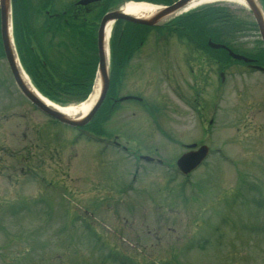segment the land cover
Wrapping results in <instances>:
<instances>
[{"label":"rangeland","instance_id":"obj_1","mask_svg":"<svg viewBox=\"0 0 264 264\" xmlns=\"http://www.w3.org/2000/svg\"><path fill=\"white\" fill-rule=\"evenodd\" d=\"M225 5L232 11L244 9L236 3ZM256 38L250 32L236 46L251 48ZM0 63V149L7 143L16 153L0 157V264H120L122 258V264H132L126 257L131 253L113 247L122 243L120 228L129 237L136 228L144 235V241L133 242L145 250L141 259H134L139 264L151 257L171 261L170 252L178 255V249L181 263L264 264V202H258L264 201L263 75L228 67V81L220 87V66L197 59L189 63L190 75L180 66L156 82L146 76L129 85L130 75L120 76L112 94L120 96L135 87L152 111L125 103L99 127L90 120L91 126L136 153L150 149L147 154L171 167L177 154L188 150L185 142L195 148L206 143L212 149L206 165L187 180L166 164L143 165L135 184L127 185L131 159L111 148L97 154L93 138L73 139L75 129L51 125L17 93H6L3 85L9 87L12 79L5 62ZM64 68L75 74L74 68ZM214 107L216 122L206 132ZM27 167L31 174L24 171ZM52 181L58 182L56 188H50ZM133 187L138 189L135 194ZM147 201L166 205L161 220L153 214L137 218L131 212L126 215L137 220H124L119 214L128 211L120 208L129 203L147 208Z\"/></svg>","mask_w":264,"mask_h":264},{"label":"flooded vegetation","instance_id":"obj_2","mask_svg":"<svg viewBox=\"0 0 264 264\" xmlns=\"http://www.w3.org/2000/svg\"><path fill=\"white\" fill-rule=\"evenodd\" d=\"M22 1V0H17ZM34 1V0H30ZM45 7L42 9L45 16L47 41L56 39V34L51 25L59 21L63 25L73 24L78 34L82 32V26L87 24L93 28L97 23L96 17L106 10L110 11L118 8L124 0H42ZM41 11V9H39ZM175 27V26H174ZM155 28V29H151ZM167 28H173V25L150 26L149 29L144 26L131 24L123 19L116 20L114 23V33L110 44L112 59L117 63L125 54L127 49H132L138 36L144 34L149 36L152 41L147 49L145 45L139 48V57L135 63L134 71L144 69H155L156 67H168L176 57L184 54L180 52L185 46L187 33L179 30L172 35V30L166 32ZM147 32V33H146ZM190 47V42H189ZM177 60V58H176ZM179 60V59H178ZM149 63V64H148ZM114 64V61H113Z\"/></svg>","mask_w":264,"mask_h":264},{"label":"water","instance_id":"obj_3","mask_svg":"<svg viewBox=\"0 0 264 264\" xmlns=\"http://www.w3.org/2000/svg\"><path fill=\"white\" fill-rule=\"evenodd\" d=\"M187 1L188 0H178L176 3L160 10L158 13H156L151 18L136 19L133 17H128V16H126V17H128L130 20L135 21V22H141V23H145V24H153V23H156V20L158 18L167 16L169 13H171L173 10L179 8L180 6H182V4H184ZM246 1L248 2L249 6L252 10V13H253L254 18L257 22L258 29L260 31V34H261L263 42H264V23L262 20L261 12H260L258 6H256L254 0H246ZM8 8H9V0H0V23H1L2 41H3L4 48H5V52H6V56H7V60L9 63L11 73L14 77V80H15L18 88L20 89V91L23 93V95L26 98H28L32 103L35 104V106H37L40 110H42L46 114L58 119L59 121H61L63 123H67L70 125H81V124H83L85 122V120L88 119L93 114V112L96 110V108L100 104L101 100L104 97L105 90H106L107 83H108V79H107V75H106V69H105V59H104V53H103L102 38L100 37V31L101 30L99 29V39H98V57H99L98 68H99V75H100V81H101L100 93H99V96L97 98L95 105L93 106V108L90 111V113L88 114V116L84 119H81V120H74V119H71V118L67 117L66 115L62 114L61 112L57 111L56 109H53V108L47 106L46 104H44L38 97H36V95H34L30 91V89L26 86L25 82L20 77L18 68L15 64V60H14V57L12 55V49H11L9 35H8ZM115 15L119 16L117 14H115ZM110 17H112V15ZM210 45L212 47H215V48L224 47L221 44H216V43H212V42H210ZM228 52L234 58L247 60L246 58H244L240 55L234 54L231 51H228ZM205 153H206V149L204 147H202L201 149H199L197 152H195L193 154L190 153V154H186V155L181 156L178 160V164L180 165V167L183 170L186 171V170L192 168L193 166H195L198 163V161H200L202 159V157L205 155Z\"/></svg>","mask_w":264,"mask_h":264},{"label":"trees","instance_id":"obj_4","mask_svg":"<svg viewBox=\"0 0 264 264\" xmlns=\"http://www.w3.org/2000/svg\"><path fill=\"white\" fill-rule=\"evenodd\" d=\"M208 11H215L214 7L207 8ZM217 11H219L216 8ZM245 18V17H244ZM241 18L238 23L235 21V14L232 11L227 9L226 15V37L224 40L227 43L232 44V34L238 32L240 30L243 35H245V31H253L255 29L253 22L250 20H246ZM199 16H191L190 21H192L190 29L195 32V28L197 25H201L199 21ZM189 21L187 22V24ZM237 28V30H236ZM211 34L214 38H218V30L213 26L210 27ZM26 68L32 73L34 70V64L32 61H28L27 58L24 59ZM41 67V65L35 66V68ZM75 80H66L60 84H52L48 81H44L40 83V88L42 91L58 102H69V101H80L88 94L91 80H92V69H83L81 71L76 72Z\"/></svg>","mask_w":264,"mask_h":264},{"label":"bare ground","instance_id":"obj_5","mask_svg":"<svg viewBox=\"0 0 264 264\" xmlns=\"http://www.w3.org/2000/svg\"><path fill=\"white\" fill-rule=\"evenodd\" d=\"M219 1H224V2H231V3H236L239 4L241 6H245L246 1L245 0H190V2L188 4H186L185 6H183L181 8L182 12H186L191 10L193 7H197L199 5H204V4H209V3H215V2H219ZM123 9L126 13H129L133 16H140V17H145L147 15H149L150 13L154 12L157 8L156 5H152L149 3H145V2H127L126 4L123 5ZM112 22L107 23L106 25V38L108 37L109 34V30L111 27ZM26 79V78H25ZM27 84L28 81L26 79ZM227 83V82H226ZM29 86L31 87V85L29 84ZM32 88V87H31ZM33 91L36 92V95L47 105L54 107L57 110L63 111L64 113L71 115V116H83L91 107V105L93 104V102L96 100L97 96L100 93V81L99 78H96L94 87H93V91L92 93L89 95V97L78 104L75 105H68V106H61L58 105L50 100H48L46 97H44L43 95H41L36 89L32 88Z\"/></svg>","mask_w":264,"mask_h":264}]
</instances>
